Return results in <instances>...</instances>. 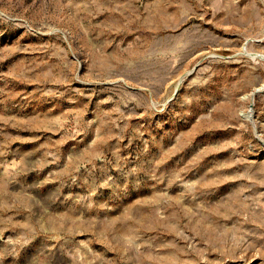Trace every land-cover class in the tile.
<instances>
[{
	"label": "rangeland",
	"instance_id": "rangeland-1",
	"mask_svg": "<svg viewBox=\"0 0 264 264\" xmlns=\"http://www.w3.org/2000/svg\"><path fill=\"white\" fill-rule=\"evenodd\" d=\"M0 264H264V0H0Z\"/></svg>",
	"mask_w": 264,
	"mask_h": 264
}]
</instances>
